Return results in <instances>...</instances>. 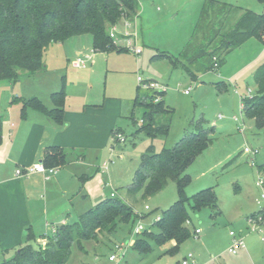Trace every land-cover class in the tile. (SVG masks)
Here are the masks:
<instances>
[{
    "label": "rangeland",
    "instance_id": "374dc122",
    "mask_svg": "<svg viewBox=\"0 0 264 264\" xmlns=\"http://www.w3.org/2000/svg\"><path fill=\"white\" fill-rule=\"evenodd\" d=\"M209 1L138 0V16L131 21V31H137L135 45L140 48L139 54L128 50L123 39L116 40L115 45L126 51L95 52L91 35L82 34L72 36L64 42L50 43L43 53L42 60L47 71L44 73L45 80L39 81L40 83L35 77H22L13 84L0 81L1 128L6 125L4 118L6 119L8 107L18 113L19 105L14 101L13 95H20L21 90L30 93L33 89L41 93L42 82L57 87L54 89L58 90L59 87L54 86V83L58 85L57 81L64 76L66 107L78 105V98L87 96L89 92L88 97L93 101H105L103 116L112 120L115 128L123 133L120 136L125 138L123 143L110 139L109 145L99 153L90 154L86 151V164L78 165L81 169H76L78 172L72 181L68 177L65 178L63 183L53 187V193L48 196L39 193V210L42 203L46 205L47 211L57 214L59 208L65 204L69 207L67 222L72 223L80 214L111 197V192H115L116 197L130 204L137 213L138 218L133 227L141 224L145 229L152 228L156 217L178 199L175 182L168 180L162 189L150 196L143 198L138 195L136 202L126 195L125 187L131 182L139 167L140 157L149 145L154 146L155 152L172 147L186 132L193 129L192 123L200 118L205 120L206 128H213L210 133L212 143L186 168L185 174L189 175L190 181L184 188L185 195L190 197L202 189L212 187L222 211L220 218L226 221L222 223L218 218L214 224L223 231H228L239 219L247 224L246 217L249 213L259 210L256 199L262 191L256 182L263 178L257 166L264 163V127L256 128L253 120L245 116L241 110V99L254 94L253 73L264 63L263 40L255 35L249 37L240 46L221 54L223 63L218 71L197 73L194 79L180 67L173 69L169 59L152 58L156 53L177 57L192 37L196 26L201 28L203 25L201 11ZM214 1L234 9L230 14L229 25L239 19L245 10L255 13L264 11V3L257 0ZM216 11L215 13L221 15ZM211 16L218 26L216 32L221 31V23L215 21L214 14ZM117 29L123 31L125 28L120 25ZM199 32L196 29L193 41L198 38L196 35ZM198 36L201 37V34ZM78 49L83 54L91 55V60L86 62L84 68L74 69L67 59L74 57ZM137 76L166 87L164 101L171 109V121L166 136L156 135L150 138L141 132L134 133L136 127L132 125L130 116L133 112L135 119L139 121L143 112L142 106H132L138 86ZM217 82H223L224 87L218 89ZM185 90H188L187 94L184 93ZM153 91L140 89L141 93ZM46 104L49 105V102ZM219 114L223 117L218 118ZM234 117L236 120H233ZM244 148H248L250 153L244 152ZM252 152L255 154L252 155ZM69 153V160L74 162L79 152ZM106 161H112L109 162L107 171L97 168ZM18 168L22 169L19 166ZM65 170L66 166L58 167L57 172H66ZM9 173L5 178L13 179L14 166ZM14 181L3 183L7 191L17 192L18 187L15 188ZM64 188L69 191L66 195H62ZM1 198L5 204L2 208L8 217V208L14 207L16 198L9 195H3ZM7 204H10L8 208L5 207ZM145 205L149 207L148 210L144 208ZM211 212L209 208L195 211L188 207V228L191 233L194 227L205 228ZM53 223L55 225L59 222ZM246 227H249L248 224ZM244 228L241 230L243 235L246 232ZM34 229L33 236L29 240L26 237L24 243H29L37 249L45 244L42 240L51 236L52 231L45 226L40 230ZM192 234L186 242L194 239ZM136 237L130 224H122L116 232L98 235L97 240L81 241V248L74 242L66 264H175L176 256L164 253L165 249L169 248L167 243L153 246L148 254L140 255L130 245ZM120 243H128L129 246L122 252H117L115 245ZM114 253H117L116 260H109V256ZM120 253H123L121 258ZM12 256L13 253H9L3 260ZM3 260H0V263Z\"/></svg>",
    "mask_w": 264,
    "mask_h": 264
},
{
    "label": "trees",
    "instance_id": "16d2710c",
    "mask_svg": "<svg viewBox=\"0 0 264 264\" xmlns=\"http://www.w3.org/2000/svg\"><path fill=\"white\" fill-rule=\"evenodd\" d=\"M257 1L264 3V0ZM138 9V0H0V81L13 84L24 75L44 70L42 57L50 43L64 42L72 36L91 35L93 50L97 52L126 51L116 47L108 32L113 25H119L123 20L133 21L138 16ZM216 10L221 15L215 13ZM233 10L232 6L210 0L201 11L203 25L201 28L196 26L192 37L177 57L156 53L152 58L169 59L173 69L180 67L193 79L197 73L218 71L223 63L222 53L240 46L254 35L264 42V11L255 13L245 10L239 19L229 25ZM211 14L216 17L215 21L221 23V31L216 32L218 26L213 22ZM196 29L200 31L198 34L201 37L197 34L198 38L193 41ZM253 80L254 94L241 99V110L253 120L256 128H262L264 63L253 73ZM64 83L62 78L60 88L51 93V108L36 97L13 98L21 103L20 116L25 118L27 110L33 109L60 125L64 114ZM216 85L218 89L224 87L223 82H217ZM164 94L165 91L141 93L140 87H136L132 106H142L143 112L139 121L133 112L130 116L132 125L136 127L134 133L141 132L150 138L167 135L171 109L164 101ZM156 98L158 100L155 101ZM204 123L203 118L193 122V129L170 148L155 152L154 146L149 145L140 157L139 167L131 182L125 187L126 195L136 202L138 195L143 198L150 196L162 189L168 180L174 181L177 186L178 199L161 212L152 228L137 234L131 244V248L140 255L148 254L153 246H161L171 240L175 241V245L164 253L176 252L178 246L192 234L184 224L189 218L188 207L195 211L209 208L211 216L219 213L218 199L212 187L202 189L190 197L184 193L190 181L189 175L185 174L186 168L212 143L210 133L213 128H206ZM118 133L120 131L114 132L116 141ZM67 155V151L62 148L47 147L43 152L42 163L45 167H60L66 163ZM257 168L263 174L264 182V163ZM137 218L130 204L116 196L108 197L80 214L72 223L57 225L52 235L45 238L42 247L34 249L27 243L0 264H66L74 242L81 248V241L97 240L98 235L116 232L122 224H130L133 229ZM32 236L29 231L27 239Z\"/></svg>",
    "mask_w": 264,
    "mask_h": 264
},
{
    "label": "crops",
    "instance_id": "0c3cea01",
    "mask_svg": "<svg viewBox=\"0 0 264 264\" xmlns=\"http://www.w3.org/2000/svg\"><path fill=\"white\" fill-rule=\"evenodd\" d=\"M74 55V57L67 59L69 65L74 69H79L71 65V61L75 57L87 55L86 62L91 60V55L83 54L80 49ZM104 60L107 61V59ZM46 71L45 65V69L41 72L22 77H35L40 83L39 81L45 80L44 73ZM62 78L64 82L66 81L65 77L61 76L57 81L58 85L54 83V86L60 88L59 84H61ZM41 88V93L36 89L30 90V93L21 90L20 95H13V98L27 99L36 97L46 107L51 108L50 95L57 91L54 89L57 87H52L46 82H42ZM88 93L87 96H80L77 100L78 105L74 107H66L65 101L63 122L60 125L55 124L47 115L33 109H28L26 117L22 118L20 116V102L17 103L19 105L17 114L15 113L16 110L13 112L10 107L7 108L6 119L4 118L6 125H2L0 141V188H2L0 190V233H2L0 234V260H3L9 253L14 255L17 249L24 246V239L29 231L33 234L34 228L40 230L45 226L52 231L53 229L55 230L57 224L68 223L66 214L69 213V207L64 204L59 208V212L55 214L47 211L46 205L41 203L39 210V193L40 195L48 196L53 193V187L59 186L61 182L65 181V178L68 177L72 181L76 172H78L76 169H81L78 165L86 164V151L90 154L99 153L100 150L105 149L109 145L110 139L116 141L114 132L120 131L118 135H123L121 130L115 128L112 120L103 116L106 107L105 101L101 103L93 101V99L88 97ZM65 94L66 100V89ZM48 102L49 105L46 104ZM47 147H59L67 151L66 163L60 166H66V172L58 171L49 175L33 173L23 177L15 176L13 173V179L16 182L12 178H5V175L9 173V170H12L13 166L16 170L18 166L23 168L42 162L43 152ZM70 151L79 152L74 162L69 160ZM97 168L100 167L98 166ZM45 176H48V178L46 179ZM8 180L14 181L15 188L18 187L16 193L14 190L11 192L7 191V187L3 183ZM71 185L72 183L70 182L69 186L71 187ZM67 192H69L68 188H64L62 195H66ZM3 195L12 196L17 201L13 204V208L9 207L10 204L5 206L6 208L9 207L10 215L8 217L2 208L5 205L1 198ZM218 207L219 213L214 216L209 214V220L207 223L205 222V228H193L192 233L195 228L200 229L199 234L193 240L182 242L173 254H165L176 256L175 264H180V261L188 252L193 254V260L197 264H264V232L262 234L263 239H261L259 234L248 230L247 224L242 219L235 221L234 226L236 227L233 226L228 231H223V229L218 228L214 224L222 213L219 205ZM252 213L250 212L249 214ZM221 218L220 222H226L222 221ZM55 221L59 223L54 225L53 222ZM185 226L188 227V225ZM243 228L246 231L244 235L243 231H241ZM231 229H235L245 240V247L234 254L228 251L232 240L229 235V230ZM167 244L170 248L175 245V241L171 240Z\"/></svg>",
    "mask_w": 264,
    "mask_h": 264
},
{
    "label": "built area",
    "instance_id": "2783aa9c",
    "mask_svg": "<svg viewBox=\"0 0 264 264\" xmlns=\"http://www.w3.org/2000/svg\"><path fill=\"white\" fill-rule=\"evenodd\" d=\"M123 25L125 28L123 31H119L117 28L118 26ZM131 21L129 20H123L119 25H113L109 29V36L112 38L113 43L115 44V41L118 39H123L126 42L127 49L132 51L134 54H139L140 48L136 47L135 41L137 36V31L134 27V31H131L132 29ZM87 55L83 56H77L71 61V65L76 68L84 67L86 64ZM137 82L140 89L148 91V90H154V91H165L166 87L156 83L152 80H145L141 76H137ZM184 93H188V90H185ZM158 100V98L155 99V101ZM242 107V106H241ZM223 116L221 114L218 115V118H222ZM233 120H236L234 117ZM117 139L119 142L123 143L125 141V138L123 136L117 135ZM244 152L250 153V150L248 148H244ZM255 152H252V155H254ZM112 162V161H109ZM109 162H103L101 165L102 171H107ZM58 170L57 166L53 167H45L42 162H37L33 165L17 168L15 170V175L17 176H29L33 173H41V174H53L56 173ZM47 179L48 176H45ZM256 185L261 189L260 196L256 199L257 204L260 206L259 210L249 214L246 217V223L248 224V230L251 232H255L260 235L261 239H263V232H264V182L263 178L259 179L256 182ZM110 196H115V192H111ZM146 210L149 209L147 205L144 207ZM160 216H157L155 221L158 220ZM190 224V219L185 220V225ZM145 228L141 224H137L133 227V234H140ZM55 230L53 229L52 232ZM200 232L199 228H195L193 231V235L196 237ZM229 235L231 237V244L228 247V251L232 254L236 253L239 249L245 247L244 239L241 234H239L235 229L229 230ZM45 242V239H43ZM132 244V243H131ZM130 244V245H131ZM128 243H120L119 245H115V249L117 252H122L126 247H128ZM123 253L119 254V257L121 258ZM117 258V253L111 254L109 256V260L114 261ZM180 264H197L193 260V254L191 252H188L186 256L180 261Z\"/></svg>",
    "mask_w": 264,
    "mask_h": 264
}]
</instances>
